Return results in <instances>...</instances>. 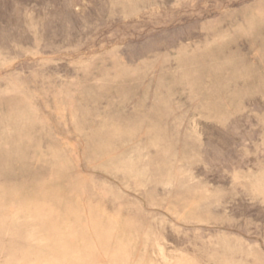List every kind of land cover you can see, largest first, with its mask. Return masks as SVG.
Instances as JSON below:
<instances>
[{
	"label": "rangeland",
	"instance_id": "rangeland-1",
	"mask_svg": "<svg viewBox=\"0 0 264 264\" xmlns=\"http://www.w3.org/2000/svg\"><path fill=\"white\" fill-rule=\"evenodd\" d=\"M0 264H264V0H0Z\"/></svg>",
	"mask_w": 264,
	"mask_h": 264
}]
</instances>
